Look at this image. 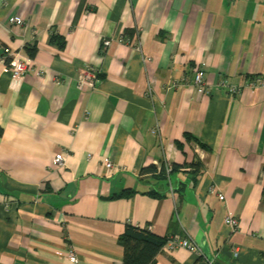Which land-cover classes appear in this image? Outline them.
I'll use <instances>...</instances> for the list:
<instances>
[{
    "label": "crops",
    "instance_id": "1",
    "mask_svg": "<svg viewBox=\"0 0 264 264\" xmlns=\"http://www.w3.org/2000/svg\"><path fill=\"white\" fill-rule=\"evenodd\" d=\"M6 46L33 48L31 69L3 72ZM84 66L93 87L73 78ZM251 77L264 78V0H0V264H72L70 249L121 264L125 228L198 247L163 243L154 264H264V88L217 86ZM193 160L182 196L145 194L164 182L142 168Z\"/></svg>",
    "mask_w": 264,
    "mask_h": 264
},
{
    "label": "trees",
    "instance_id": "2",
    "mask_svg": "<svg viewBox=\"0 0 264 264\" xmlns=\"http://www.w3.org/2000/svg\"><path fill=\"white\" fill-rule=\"evenodd\" d=\"M49 43L61 49L65 42L55 30H52L49 35ZM27 54L32 58L34 49H27ZM5 62L8 61L6 60ZM1 134L2 129L0 127V136ZM184 139L187 142L195 143L201 149H206L203 143L199 142L198 139L188 133H184ZM176 145L177 148H181L179 142H176ZM169 168V172L166 173L164 164L161 163L158 169L153 165L141 169V173L151 172L156 180L164 182V190L161 193L151 190L145 192V194L153 197H161L172 190L176 192L177 195L182 196L201 175V164L198 160H193L183 165L169 164ZM133 193L134 190L128 188L122 190L117 195H113V197H128ZM263 195L264 190L262 192V196ZM117 243L123 249L121 264H154L155 255L163 245V240H157L133 228H125L124 231L118 235Z\"/></svg>",
    "mask_w": 264,
    "mask_h": 264
},
{
    "label": "built area",
    "instance_id": "3",
    "mask_svg": "<svg viewBox=\"0 0 264 264\" xmlns=\"http://www.w3.org/2000/svg\"><path fill=\"white\" fill-rule=\"evenodd\" d=\"M10 23H13L15 25L22 24L23 20L19 16H13L9 19ZM116 41L122 42L123 38L122 36H119L116 38ZM111 40L110 39H104L102 41L103 47H108L110 45ZM3 54L8 58V62H4L3 66V72L9 73L13 77H19L23 74H25L28 70L31 69L32 63H31V57L27 53L25 54H18V52L14 51L10 47L6 46L3 49ZM37 75L39 77H42L43 71L39 70L37 72ZM73 78L75 79L76 83L79 87H93L97 81H98V71L91 67V66H84L79 68L75 73ZM193 85L196 87L197 91L200 93L207 92L206 84L202 78V75L199 71H196L193 76L192 80ZM220 88H224L227 90V92L236 94L241 89H255V88H264V78L263 77H251L250 79L246 80L242 85H235V84H228L224 80H220L217 84ZM62 160L61 153H57L54 156V162L56 164H59ZM106 166H109V162H106ZM165 172L168 173L170 168L166 164L164 166ZM172 190H170L171 192ZM225 222L229 224L231 227H236V220L231 217H226ZM164 245L169 250H174L176 248H186L189 251L192 252H198L199 250L197 245L192 242L188 237L179 238V237H168L163 241ZM67 258L72 264H76V256L74 252L70 249L67 252ZM206 264H212L211 259L206 260Z\"/></svg>",
    "mask_w": 264,
    "mask_h": 264
}]
</instances>
